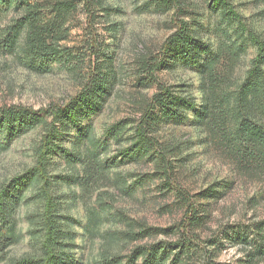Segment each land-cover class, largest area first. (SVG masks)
Returning a JSON list of instances; mask_svg holds the SVG:
<instances>
[{
  "label": "rangeland",
  "instance_id": "1",
  "mask_svg": "<svg viewBox=\"0 0 264 264\" xmlns=\"http://www.w3.org/2000/svg\"><path fill=\"white\" fill-rule=\"evenodd\" d=\"M38 1L46 6L56 0ZM71 1L73 8L64 18L57 19L62 35L58 44L74 55L75 72L58 62L39 72L26 67L14 55L0 54V107L33 111L50 105L63 107L92 74L97 60H105L106 56L113 59L116 79L102 107L73 127L60 143L74 154L82 152L81 160L74 154L64 157L58 152H47L43 159L38 158L41 127L12 138L8 148L0 153V193L11 179L31 169L39 171L41 165L47 177L44 183L29 185L23 201L15 206L12 219L19 240L0 248V264L41 255L38 238L47 199L53 201L65 227L74 232L71 253L76 262L93 263L101 250L119 253L125 261L136 245L166 242L170 259L185 244L188 257L184 264H247V253L256 242L255 224L264 221V170L240 169L223 148L206 139L202 129L193 124L194 110L188 111L182 123L158 128L156 136L162 145L177 149L174 159L181 158L174 161L169 179L161 165L146 158L119 155L129 147L141 107L157 90L156 82L179 95L193 97L197 105L201 103L196 66L169 62L155 70L154 77L150 74L155 59L161 58L162 42L177 29L178 19L196 29V35L210 48L223 51L227 50L224 45L229 39L221 36L219 29L231 31V26L220 21L218 13L209 8L208 0H181L176 13L174 8L158 5V0ZM228 2L242 25L264 39V0ZM18 16L9 12L0 27L11 24ZM248 31L241 33L237 28L230 32L232 40L246 50L228 62L233 82L240 80L255 55L254 45L245 37ZM228 65L223 59L221 67L228 69ZM117 122L124 126L115 139L105 131ZM87 125L92 128V136L107 145L102 156L115 161L103 174L95 170V165H87L85 141L83 145L76 143L80 129ZM0 140L6 142L4 137ZM223 181L231 185L223 188L219 198L199 196ZM178 189L188 193L192 202L204 205L205 212L195 228L187 224L186 229L183 225L191 212L187 215V205L177 195ZM5 223H0V230ZM237 229L244 231L249 242L230 238ZM251 264H264V260Z\"/></svg>",
  "mask_w": 264,
  "mask_h": 264
},
{
  "label": "trees",
  "instance_id": "2",
  "mask_svg": "<svg viewBox=\"0 0 264 264\" xmlns=\"http://www.w3.org/2000/svg\"><path fill=\"white\" fill-rule=\"evenodd\" d=\"M71 2L56 0L44 6L38 0H0V24L9 12L19 15L11 24L4 28L0 27V54L14 55L26 67L39 72L47 70L52 62H58L75 72L74 55L66 47H60L58 44L62 35L57 19H62L69 13L73 8ZM157 3L167 9L174 8L176 13L183 2L158 0ZM48 5L51 7L42 9ZM208 6L218 13L221 22L232 28L231 31L227 28L219 29L221 36L229 39L228 45H224L227 50L210 48L208 43L201 41L196 35V29L188 27L186 21L178 19L177 29L162 42L159 50L161 58L155 59L150 71L154 77L155 70H160L166 63L176 61L196 66L202 91L200 105L195 103L193 97L179 95L177 91L172 92L165 89L163 84L156 82L157 90L141 107L129 147L119 153L121 156L136 159L146 158L154 165L163 166L167 179L172 172L174 161L181 158L174 159L178 155L177 149L164 147L156 134L159 127L182 123L190 110L195 111L193 124L202 129L206 139L213 140L223 148L240 169L264 170V39L242 25L239 15L232 9L228 0H208ZM237 28L241 33L248 31L245 37L254 45L255 55L240 80L233 82L229 71L232 67L228 62L235 61L242 51H246L240 48L243 45L232 40L230 32H236ZM223 59L226 60L228 69L221 67ZM97 61L99 63L94 65V70L88 75L86 82L82 81L78 93L63 107L50 105L36 111L16 106L0 107V137L6 139V142L0 140V153L8 148L12 138L41 127L43 133L38 158L43 159V154L47 152L49 154L58 152L64 157L72 156L74 153L61 147V141L73 127L79 126L84 118L102 107L116 79L112 57L106 56L105 60ZM122 126L124 125L121 122H117L109 126L105 132L117 139ZM91 132L92 128L89 125L82 127L76 143L83 145L82 142L85 141L87 165H95V170L103 174L114 166L115 161L102 156L107 145L95 139ZM74 156L79 160L83 158L80 151ZM42 166L39 171L31 169L28 173L11 179L9 185L0 193V223L6 222L5 228L0 230L1 249L19 240L12 213L15 206L23 201L24 192L29 185L41 184L47 179ZM230 185L231 183L226 181L215 183L203 190L199 196L203 199H217L222 195L223 188ZM214 186L218 189H211ZM177 192L182 202L187 205V215L191 212L189 218L186 215L188 222L183 225L186 229L187 224L195 228L205 212L202 209L204 205L192 202L189 194L181 189ZM208 205L209 203H206L205 206ZM54 209L53 201L47 199L39 229L42 234L38 238L41 255L24 256L10 264H84L81 261L76 262L72 257L74 232L65 227L61 216ZM254 229L256 242L254 249L247 253L245 259L247 264L264 260V221L255 224ZM243 232L242 229H237L232 232L230 238H239L247 243L248 238ZM187 240L190 242L188 238ZM100 252L99 258L93 261L94 264H184L188 257L184 243L173 253L171 259L166 242L136 245L125 261L119 253L110 254L107 250Z\"/></svg>",
  "mask_w": 264,
  "mask_h": 264
}]
</instances>
